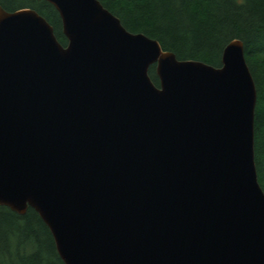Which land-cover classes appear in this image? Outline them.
Masks as SVG:
<instances>
[{
	"label": "water",
	"instance_id": "1",
	"mask_svg": "<svg viewBox=\"0 0 264 264\" xmlns=\"http://www.w3.org/2000/svg\"><path fill=\"white\" fill-rule=\"evenodd\" d=\"M47 1L66 45L35 9L0 6V205L34 208L66 264H264L244 43L216 67L100 0Z\"/></svg>",
	"mask_w": 264,
	"mask_h": 264
},
{
	"label": "trees",
	"instance_id": "2",
	"mask_svg": "<svg viewBox=\"0 0 264 264\" xmlns=\"http://www.w3.org/2000/svg\"><path fill=\"white\" fill-rule=\"evenodd\" d=\"M132 32L157 39L179 59L222 66V54L233 39L244 43L245 57L257 88L255 161L264 190V0H100ZM8 11L32 8L67 44L59 12L47 0H0ZM156 85V65L149 70ZM0 264H66L54 237L38 212L21 215L0 205Z\"/></svg>",
	"mask_w": 264,
	"mask_h": 264
}]
</instances>
